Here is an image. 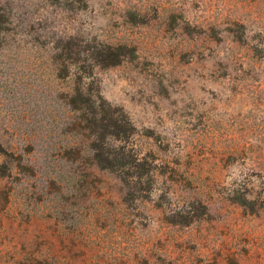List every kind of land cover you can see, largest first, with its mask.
<instances>
[{
    "label": "rangeland",
    "instance_id": "obj_1",
    "mask_svg": "<svg viewBox=\"0 0 264 264\" xmlns=\"http://www.w3.org/2000/svg\"><path fill=\"white\" fill-rule=\"evenodd\" d=\"M0 264H264V0H0Z\"/></svg>",
    "mask_w": 264,
    "mask_h": 264
},
{
    "label": "trees",
    "instance_id": "obj_2",
    "mask_svg": "<svg viewBox=\"0 0 264 264\" xmlns=\"http://www.w3.org/2000/svg\"><path fill=\"white\" fill-rule=\"evenodd\" d=\"M76 94H78V96L75 95V93L72 95V100H71L72 101V103H71L72 107H78L77 106L78 101L92 102L91 101L92 98L90 96H88L86 92L77 89Z\"/></svg>",
    "mask_w": 264,
    "mask_h": 264
}]
</instances>
